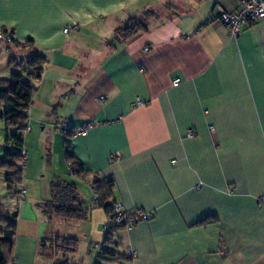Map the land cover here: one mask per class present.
<instances>
[{
    "label": "crops",
    "instance_id": "0c3cea01",
    "mask_svg": "<svg viewBox=\"0 0 264 264\" xmlns=\"http://www.w3.org/2000/svg\"><path fill=\"white\" fill-rule=\"evenodd\" d=\"M217 5L233 11L236 0H0V31L14 41L0 79L19 71L11 58H46L32 81L22 199L0 166V202L17 214L8 264L58 261L46 252L55 236L78 240L70 264H264V18L231 38L212 18ZM149 10L160 18L146 31L113 40ZM87 121L86 135L69 138L88 171L80 179L60 127ZM38 146L47 167L34 161ZM93 177L113 179L111 202L124 210L153 213L116 230L110 254L100 253L108 214L93 201ZM62 181L76 185L85 220H49L39 207Z\"/></svg>",
    "mask_w": 264,
    "mask_h": 264
},
{
    "label": "trees",
    "instance_id": "16d2710c",
    "mask_svg": "<svg viewBox=\"0 0 264 264\" xmlns=\"http://www.w3.org/2000/svg\"><path fill=\"white\" fill-rule=\"evenodd\" d=\"M168 8V4H166ZM154 11H146L139 17H131L114 31L113 40H126L132 38L140 32L146 31L150 19H159ZM1 33L6 31L1 30ZM7 34V33H6ZM10 35V34H9ZM11 36V35H10ZM14 41L12 42V44ZM27 44L32 40L28 39ZM11 44V45H12ZM7 48L9 50V48ZM11 64L19 68V71L12 72L7 79H0V125L3 123L6 136L4 139L3 156L0 158V166L6 170L5 181L7 190L16 193L13 187L22 184L24 169L21 167L25 163L21 152L24 149V136L28 128V109L32 103L34 86L32 81L41 78L46 58L38 53L31 54L28 58L17 61L11 58ZM74 128L70 126L64 135V159L68 164L71 174L80 179H85L88 175L79 160L69 146V138L73 134ZM27 156V154H26ZM91 189L98 198L96 204L101 206L110 216L112 213V188L114 181L111 177H93ZM48 219L59 218L65 221H82L87 217V207L79 196L77 187L73 182H51L50 197L39 204ZM17 214L6 211L0 202V264H8L15 235ZM204 219L200 223L208 222ZM123 228L122 225H115L105 231L104 247L101 254H110L113 245V233ZM46 252L50 255H61L58 261L50 264H70L68 256L74 253L78 247V240L72 237L55 236L47 241Z\"/></svg>",
    "mask_w": 264,
    "mask_h": 264
},
{
    "label": "built area",
    "instance_id": "2783aa9c",
    "mask_svg": "<svg viewBox=\"0 0 264 264\" xmlns=\"http://www.w3.org/2000/svg\"><path fill=\"white\" fill-rule=\"evenodd\" d=\"M215 10V14L212 18L217 20L226 28L229 37L237 38L243 33V31L247 27L259 22L264 18V0H236V9L233 11L226 10L221 5H217ZM69 30V27H65L63 29V32L68 33ZM12 42L13 38L9 34L0 32V54L7 52V48L9 47V45L12 44ZM178 83L179 79L173 80L174 86L178 85ZM104 99L105 97L102 96L99 98V101L101 102ZM140 103L141 102L138 100L137 104ZM29 110L30 107L27 112H29ZM93 124L94 122L92 121L85 122L80 127L74 128L72 135H86L87 131L93 126ZM60 128L63 133H67L70 128V125L68 122H63L61 123ZM26 130L28 131L29 128H27ZM211 130H213L212 127ZM193 135L194 133L192 131H188L186 134V136L189 138L193 137ZM21 154L23 159H25L26 151H22ZM118 157L119 156L117 155L116 158ZM21 167L25 168V163H22ZM13 190H15L16 195L19 199H22L25 196V189L22 185L13 187ZM97 198L98 197L94 195L93 201L95 202ZM152 218L153 213L151 211H144L142 209L126 211L124 210L121 203L114 202L112 207V213L110 216L108 215V220L105 224L104 230L106 231L108 228L115 225H122L124 229L129 230L134 228V226L138 223L148 221ZM129 256L131 258L136 257V252L131 251L129 253Z\"/></svg>",
    "mask_w": 264,
    "mask_h": 264
},
{
    "label": "rangeland",
    "instance_id": "374dc122",
    "mask_svg": "<svg viewBox=\"0 0 264 264\" xmlns=\"http://www.w3.org/2000/svg\"><path fill=\"white\" fill-rule=\"evenodd\" d=\"M39 133H40L39 138H38L37 141H34V143L36 142L38 145H40V144L43 145V143H45V140L49 136V134H48V132L46 130L44 132L40 131ZM2 135H6V130H5V127H4L3 123L0 125V136H2ZM40 149H41V146L35 147V150H34L35 160L34 161L37 164H41L42 163L43 165L46 166V163H45L46 159L41 160L40 156L38 155L39 154L38 152L40 151ZM57 160H58V157H57L56 154H54V162H55V164H57ZM46 167H45V169H46ZM45 169L43 168V170H45ZM45 180H46V178H45Z\"/></svg>",
    "mask_w": 264,
    "mask_h": 264
}]
</instances>
